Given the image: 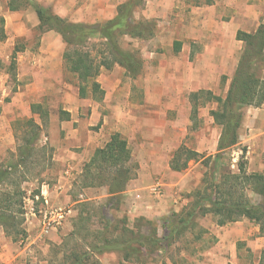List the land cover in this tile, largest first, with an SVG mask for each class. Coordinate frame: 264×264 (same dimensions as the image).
I'll return each instance as SVG.
<instances>
[{
    "label": "rangeland",
    "instance_id": "1",
    "mask_svg": "<svg viewBox=\"0 0 264 264\" xmlns=\"http://www.w3.org/2000/svg\"><path fill=\"white\" fill-rule=\"evenodd\" d=\"M10 1L0 0V17H4L6 20L7 35L5 41H0V167L7 168L11 164L15 165L19 161V156L27 150L24 140L29 138L30 128H27L26 124L28 120H34V117L26 106L41 101L40 105L43 106V112L48 114L43 126L39 125L41 132L33 146L35 149L33 156L21 168L16 171L13 169L12 176L2 186L3 192L8 191L10 193L20 188L25 194L26 209V204H28L26 199L34 196L38 191L42 193V185L44 183L54 184L58 174L62 172L56 155L57 149L63 144L66 135L62 125L66 121L65 114H67L66 109L69 105L66 106L65 102L74 101L78 81L74 75L68 72L64 62L65 71L55 72L51 75L54 86L52 85L43 92L39 99H26L23 95L26 84L23 81L22 73H26L27 67L21 65L22 63L20 64V57L27 52L31 53L30 55L38 53L42 47L44 34H41L35 26L36 20L32 19L33 9L31 7L27 8L29 12L27 11L25 18L21 21L20 19L18 21L7 19L6 16L10 12ZM120 1L123 0L118 2ZM153 1L142 0L141 6L135 9L133 17L134 24L144 22L153 27V36L146 40L125 36L119 40L123 50L140 53L144 62L143 73L133 80L118 65H114L110 71L101 69V76L97 78V82L106 91L105 93H108V96L105 95L102 101L87 99L86 107L80 108L82 111L80 118L83 119V123L90 121L92 110L97 108L100 119L95 125L87 127L83 136L86 140H88V136H94L92 141L95 138L98 139L99 143H102L101 149L108 144L115 134H120L127 141L132 155V161L128 166L132 167L133 171L132 181L125 192L139 190L138 194H140L139 200L135 197L133 207L139 206L136 209L139 208L140 211L142 210L141 207L151 206L152 210H155L154 207L157 208L158 205L160 209L167 205L166 210L169 214L149 219L138 213H131L132 203L129 194L121 195L118 200L119 203L116 200L109 206L106 204L109 198L106 188L85 187L83 174L76 179L77 184L74 188L67 192L69 198L60 196L56 204H53L54 207L58 208L69 209L68 207H72L74 211V218L69 217L57 231L43 235L41 228H39L37 236L33 238L39 237L40 239L32 243V240H28L30 234L26 231L27 226L24 217L25 222L22 229H25L26 236L17 240L12 237L15 245L27 249L18 258L19 263L61 264L65 260L64 256H68V253L76 246L86 250L96 245L103 248V244L94 238L85 239V234L88 232L93 235L105 233V237L110 240L107 245L110 248L114 245V240H117L119 234L114 231L115 222L118 221L123 226L122 222L126 220L128 228H132L136 232L140 230L142 234L149 237L161 238L166 234L163 219L172 212H181L193 201V195L202 187L201 185L199 188H195V184L211 183L210 174L213 158L218 153L214 157H211L210 154L215 152V145L219 143L222 132L221 127L214 123L211 116V112L217 110L218 105L207 102L205 97L202 98L201 104L204 100L207 104L199 109L197 118L192 119L190 97L202 91L211 92L224 99L235 73L236 61L234 57H238L239 63L244 45L240 50L241 45L236 43L226 46L216 43V40L206 42L204 48L199 49L200 45L194 46L193 50L196 54L189 61L184 56L175 59V52H170V55L168 54V58H170L167 61L168 71L167 74H164L162 70L164 63L161 64L158 54L162 51L161 45H159L160 34L165 32V29L160 27L159 17L147 20L144 15L147 4ZM118 2L113 0L107 10L109 14L112 10L114 12V7H116L114 18L117 16L118 7L128 0L117 7L116 3ZM114 18L96 20V22L86 25L102 26ZM173 32L168 33L167 41L171 42L173 40L171 38L179 37L178 33L173 35ZM188 33L190 34L191 31ZM197 34H199V30ZM16 45L24 48V51L18 54L15 67L12 69L10 65ZM77 49L80 52H88L96 63L103 60L109 64L112 62L110 51L99 37L88 40L84 47H77ZM230 53L233 59L224 60V56H229ZM35 76L38 81H42V74ZM106 137L109 138V141H105ZM181 147L197 152L201 155V159L197 162L191 161L187 170L177 173L171 170L170 162ZM241 149L243 146H239V150L234 149L235 151L225 152L222 155L221 166L218 171L237 173V167L243 155L242 152L237 156ZM74 150H78V147ZM95 151L90 154V157L94 155ZM245 154L243 164L248 169ZM85 164L87 165V163ZM144 184H150V186ZM165 184H191V187L188 188L189 191L185 189L178 192L175 187H163ZM158 186L161 188V196H157L153 192L154 188ZM140 188L145 190L140 191ZM81 195H83V199L80 198ZM167 195L168 202L163 203L164 196ZM160 197L162 198L159 199ZM251 197L254 198V196ZM162 203L163 205L160 206ZM105 205V214L112 220L108 231L104 229L105 225L101 213L104 211ZM160 209H158L159 213ZM24 212L26 213V210ZM81 213H83L84 218H89L88 223L85 222L86 233H83L80 238H72L74 223ZM198 224L199 226L194 228V232L196 234L203 231L201 240H195L192 232H185L178 241L169 244L163 254L150 255L147 263L213 264L209 262L212 257H208L207 254L218 243L215 236L216 230H218L216 220L212 216H208L201 218ZM251 228L248 226V230ZM52 234L57 239H53ZM63 243L65 245H62ZM107 247L105 248L107 249ZM238 247V258L235 262H231L230 254H225L226 261H219L215 264H264V252H252L246 243H241ZM109 248L103 254L92 257L89 264H134L125 262L124 255L118 251L115 252L113 248Z\"/></svg>",
    "mask_w": 264,
    "mask_h": 264
},
{
    "label": "trees",
    "instance_id": "2",
    "mask_svg": "<svg viewBox=\"0 0 264 264\" xmlns=\"http://www.w3.org/2000/svg\"><path fill=\"white\" fill-rule=\"evenodd\" d=\"M141 4L142 0H128L118 7L116 17L102 26L70 23L54 15L49 9L40 6L34 0H11L9 11L17 12L32 7L38 17V30L41 34L50 31L60 34L67 46L63 59L68 72L77 78L79 98L102 101L105 91L97 82L101 69L110 71L117 64L133 80L143 73L144 62L140 53L123 50L119 42L125 36L144 40L153 36L154 30L150 25L144 22L133 23L135 9ZM5 24V18L0 17L1 42L7 38ZM96 37L103 40L110 51L111 64L105 60L96 63L88 52H80L77 49V47H84L88 40ZM237 40L244 43V50L227 96L222 99L211 92L200 91L190 97L192 119L197 118L199 109L207 104L205 100L201 104L202 98L205 97L207 102L218 105L217 110L211 112V116L214 123L221 127L222 132L218 143V154L213 158L211 183L202 184V187L193 195V201L181 212H172L163 219V227L166 232L163 237H149L142 234L140 230L136 232L134 229L128 228L126 220L122 222L123 226L118 221L115 222L114 231L119 234L117 240H114L113 246L107 247L110 240L105 237V233L93 235L88 232L85 234V239L94 238L103 244V248L96 245L86 250L76 246L68 253V256H64L65 260L61 264H89L92 257L103 254L108 248H113L115 252L118 251L124 255L125 262L148 264L150 255L163 254L167 246L178 241L185 232H192L195 240H201L203 231L195 234L194 228L199 226L198 221L201 218L208 216H212L216 220L218 227L247 220L257 226L260 235L264 236V175L247 173V166L243 164L246 150H243L237 174L218 171L222 155L239 143V130L244 121L246 109L259 108L264 103V25L251 34L239 31ZM176 50H179V46ZM23 51L24 48L21 46H15L10 65L12 69L15 67L16 57ZM42 107L40 104L32 106V114L40 115L43 120L48 114L43 112ZM65 115L68 120L69 114ZM26 126L30 128V132H28L30 136L24 140L27 150L19 156V161L15 165L11 164L7 168L0 167V227L4 229L8 237H14L16 240L26 236L22 229L25 222V194L20 188L13 193L3 192L2 186L12 176L13 169L16 171L21 168L33 156L35 151L33 146L40 136L41 127L33 119L28 120ZM199 159H201L200 154L181 147L173 156L170 168L174 172L181 173L187 170L191 161L197 162ZM131 161L132 155L127 141L120 134L113 135L103 149L94 152L85 166V187L106 188L109 195L106 204L111 206L114 201L118 202L119 197L132 181L133 168L128 166ZM40 194L41 192L38 191L33 197L40 196ZM105 210L106 205L101 213L104 229L108 231L112 220L105 214ZM82 214L74 223L72 238H80L83 233H86L85 224L88 223L89 218H84Z\"/></svg>",
    "mask_w": 264,
    "mask_h": 264
},
{
    "label": "crops",
    "instance_id": "3",
    "mask_svg": "<svg viewBox=\"0 0 264 264\" xmlns=\"http://www.w3.org/2000/svg\"><path fill=\"white\" fill-rule=\"evenodd\" d=\"M34 1L40 6L49 9L54 15L73 24H92L96 22V20L114 18L116 15V7H114V12L112 10L109 14L107 13L108 7L111 6L113 0ZM115 1L118 2L119 0H114V2ZM124 1L125 0L116 3V6L118 7ZM27 8L17 12L10 11L6 18L12 21L13 19H15V21L20 19L21 21L25 18L27 11L29 12ZM145 12L146 14L144 15L147 20L159 17L160 27L165 29V32H161L162 34H160L159 45H161L160 49L162 51L158 54L161 64L164 63V68L162 67L164 74H167L168 71L167 61L170 58H168L170 52H175V59L184 56V58L189 61L191 58H194L196 54L193 50L194 46L197 47L200 45L199 49L204 48L206 42L209 43L213 40H216L218 44L226 46L231 43L240 44L241 47H239V49L241 50L244 43L237 40L238 32L255 33L261 25H264V0H154L147 4ZM32 13V19H34V21L36 20L35 26H37L38 29L39 20L34 9ZM198 30L199 34H197ZM190 31L191 33L189 34L188 32ZM172 32L173 35L178 33L177 35H179V37L171 38L173 40L171 42L168 40L169 43H167L168 33ZM163 43L168 45L165 46L166 44ZM178 46L179 50L177 51L176 49ZM66 47V43L62 36L55 31H50L44 33L42 47L38 53L30 55L31 53L27 52L24 53V56L20 57V64L22 63L21 65L27 67L26 73H22L23 81L26 84V90L23 95L27 100L39 99L40 95H43V92L47 91L52 85L54 86L51 75L55 72L65 71L63 55ZM231 56L230 53L229 56H224L223 59H233V56L232 58ZM234 60L236 61L234 71H236L238 57H234ZM38 74L43 75L41 82L38 81L35 76ZM160 89L163 91L162 88ZM105 95L107 97L108 93H105ZM86 100L87 99L79 98L78 88H76L74 101L65 102L66 106L69 105L67 107L68 109H66V113L69 114V119L63 122L62 129L66 131V135L64 136L65 139L63 140V144L57 149L56 155V160L59 161V167L62 168V172L58 174L59 176H57L54 184L44 183L42 185V193L40 194V196H45L52 206L54 203L56 204L60 196L69 198L67 197V192L77 184L76 179L83 176L84 167L86 166L85 163H88L91 159L90 154L95 151V149L102 148V143H99L98 139L95 138L94 141H92L94 136H88V140L83 136L84 130L87 127L95 125L100 119V115L97 114L96 108L91 112L92 121L90 120L83 123V119L80 118V115H82L80 108L83 106L86 107ZM40 102L30 103L26 106L31 115L32 106L39 105L41 104ZM33 117L37 125L43 126L46 122V117L43 120L38 114L33 115ZM108 139L106 137L105 141H109ZM239 146H243V149L246 150L245 155L248 161L247 173L250 175H264V103L259 108L251 107L246 109L245 118L239 130V143L226 152L233 151L234 149L239 150ZM76 147H78V150H74ZM243 149L238 151L239 153L237 156H239L240 153L242 154ZM217 153L218 143L215 145V152L210 154V156L214 157ZM237 173L235 172L234 174ZM144 185L150 186V184ZM201 185L202 184H195V188H199ZM166 186L175 187L178 189V192H180L185 189L188 190L191 184L163 185V187ZM143 188H140V191L145 190ZM138 192L139 190H131L122 193V195H130V201L132 203L130 207L131 213H138L149 219H155V217L157 218L158 216L169 214L166 210L167 205L161 209L158 205L157 208L154 207L155 210H152L151 206L141 207L142 210L139 211V208L137 210L136 208L139 206L133 207V201H135V197L139 200L140 194H138ZM164 199L163 203L168 202V195L164 196ZM174 201L176 200L174 199ZM169 202L171 203L172 201ZM163 203L160 206H162ZM68 208L70 211L68 218H74L72 207ZM158 209H160V213ZM25 220L27 226L26 231L30 234L28 240L30 239L32 243H35L40 239L39 237L33 238L37 236L40 230L39 228H41L40 223L34 218H25ZM248 226L252 227L251 230H248ZM59 228L60 227H56L51 233H54V231H57ZM217 228L218 230H216L215 236L218 239V243L212 251L207 254L208 257H212L209 262L215 264L219 263V261H226L225 254H230L232 259L231 262H235L238 258V246H240L241 243H246L247 247L254 253L264 252V236H261L259 228L249 221L243 220ZM52 235L53 239H57L54 234ZM26 251L27 249L15 245L13 238L8 237L4 229L0 227V264H21L18 258Z\"/></svg>",
    "mask_w": 264,
    "mask_h": 264
},
{
    "label": "built area",
    "instance_id": "4",
    "mask_svg": "<svg viewBox=\"0 0 264 264\" xmlns=\"http://www.w3.org/2000/svg\"><path fill=\"white\" fill-rule=\"evenodd\" d=\"M154 194L161 196L160 186L154 188ZM83 199V196L80 197ZM27 207L25 218H34L39 221L43 235H48L56 227H60L68 219L69 210L54 207L45 196L29 197L26 199Z\"/></svg>",
    "mask_w": 264,
    "mask_h": 264
}]
</instances>
